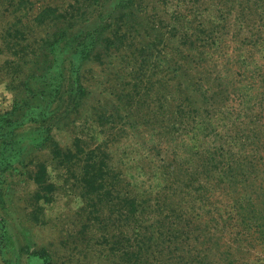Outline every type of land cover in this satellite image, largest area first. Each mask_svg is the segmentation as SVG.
I'll use <instances>...</instances> for the list:
<instances>
[{
  "label": "rangeland",
  "instance_id": "1",
  "mask_svg": "<svg viewBox=\"0 0 264 264\" xmlns=\"http://www.w3.org/2000/svg\"><path fill=\"white\" fill-rule=\"evenodd\" d=\"M0 264H264V0H0Z\"/></svg>",
  "mask_w": 264,
  "mask_h": 264
},
{
  "label": "trees",
  "instance_id": "2",
  "mask_svg": "<svg viewBox=\"0 0 264 264\" xmlns=\"http://www.w3.org/2000/svg\"><path fill=\"white\" fill-rule=\"evenodd\" d=\"M52 13L54 14L53 18H57L55 16L56 10H54V8H52V7L44 8V10L38 16H39V18H45V16L52 14ZM61 37H62V34H55L54 35V42L51 45L59 43ZM47 60H48L47 55H42V54L37 55L35 75H37L38 72L43 71L42 70L43 65L46 63ZM42 78H44V76H42ZM46 141L49 143L51 142V145H53V148H51V151H52V156H53V159L55 162L60 164L65 159L70 158L67 155L71 154V152H68L67 154L64 153L63 150L57 144H55L53 142V139L51 136H48ZM45 175H47L45 166H40L38 174L35 178L36 184L40 187L39 190L41 189V191H39L38 200L44 199L43 197H46V195L44 196V194L51 191V189L53 187L52 184H49V183L45 184V181L42 180V178H44ZM101 175H102V169L99 166V162L96 160H92L91 164L88 162L87 166L84 167L82 179L85 183H87L89 189L91 191L95 192L97 190L98 181H100ZM45 189H47V190H45ZM47 202H48V200H47ZM37 255L44 257L45 253L44 252H36L35 256H37Z\"/></svg>",
  "mask_w": 264,
  "mask_h": 264
}]
</instances>
